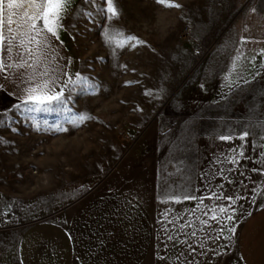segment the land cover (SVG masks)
<instances>
[{
	"label": "rangeland",
	"instance_id": "rangeland-1",
	"mask_svg": "<svg viewBox=\"0 0 264 264\" xmlns=\"http://www.w3.org/2000/svg\"><path fill=\"white\" fill-rule=\"evenodd\" d=\"M174 2L182 7L115 0L120 15L109 21L106 0H71L60 89L77 73L99 87L90 95L68 84L67 113H29L24 102L0 111V264H20L24 227L67 221L107 189L151 215L143 264H241V225L264 206V0ZM128 35L144 43L118 47ZM81 113L93 119L67 122Z\"/></svg>",
	"mask_w": 264,
	"mask_h": 264
},
{
	"label": "crops",
	"instance_id": "crops-1",
	"mask_svg": "<svg viewBox=\"0 0 264 264\" xmlns=\"http://www.w3.org/2000/svg\"><path fill=\"white\" fill-rule=\"evenodd\" d=\"M8 14H15V10ZM50 41L47 59L42 56L39 64L24 46L14 47L4 57L7 63L24 67L7 69L0 76V111L25 101L26 89L32 85L30 76L38 82L47 70L48 76L43 78L53 81L55 90L63 85L68 75V55L59 36ZM154 237V224L144 204L124 191L107 189L83 199L67 221L44 218L24 227L17 257L20 264H143ZM237 255L241 264H264V206L243 221Z\"/></svg>",
	"mask_w": 264,
	"mask_h": 264
},
{
	"label": "snow or ice",
	"instance_id": "snow-or-ice-1",
	"mask_svg": "<svg viewBox=\"0 0 264 264\" xmlns=\"http://www.w3.org/2000/svg\"><path fill=\"white\" fill-rule=\"evenodd\" d=\"M86 2L95 4L96 0H86ZM156 2L168 8L182 7V5L175 3L174 0H156ZM70 4L71 0H27L26 3H17V0H0V76L7 69L24 67V65L9 64L4 59L14 47L24 46L28 55L35 60L36 64L41 63L42 56L44 59H47L46 52L51 43L50 38H58L60 30L63 28L62 21ZM106 5V9L102 8L101 11H106L108 14L107 19L109 21L117 19L120 11L115 0H106ZM10 10H15V14L9 15ZM19 13H23V15L19 16ZM81 15H87L89 18H92L93 14L91 12H82ZM103 37L105 43H113V34L110 30L106 29ZM17 40H19V44L15 43ZM130 42L133 48L144 43L137 37L128 35L124 39H121L117 43V46L123 48ZM28 66L31 67V65ZM40 75L42 79L38 82L33 77H29L32 85L26 89V99L24 101L25 110L29 113H51L57 110L66 113L71 112L70 108L65 107L66 101L72 99L70 91L67 96L65 95L68 84L72 85V91L79 90L90 95H94L99 87L93 82L92 78L81 76V74L77 73V79H70L65 82V88L55 90L52 87L53 81L43 78L48 76V71L45 70ZM89 119H93V117L87 113H81L74 118H69L67 122L76 127ZM57 130L67 131V129L60 128L59 126ZM247 135L248 132H245L244 136ZM228 138L221 137V139ZM0 142L7 143L2 140ZM188 198L194 199L195 197L185 196V199ZM220 211L224 212L225 209L221 208ZM213 218L215 219V217ZM228 219L232 220L233 217L230 216ZM228 231L235 235L237 229L234 226L228 229ZM231 239L232 236L230 235L229 240Z\"/></svg>",
	"mask_w": 264,
	"mask_h": 264
}]
</instances>
